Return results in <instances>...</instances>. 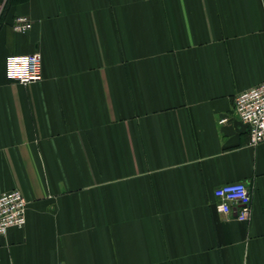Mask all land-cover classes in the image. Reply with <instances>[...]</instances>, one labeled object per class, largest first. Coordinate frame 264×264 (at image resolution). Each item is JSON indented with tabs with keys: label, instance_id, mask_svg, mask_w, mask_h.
Segmentation results:
<instances>
[{
	"label": "crops",
	"instance_id": "1",
	"mask_svg": "<svg viewBox=\"0 0 264 264\" xmlns=\"http://www.w3.org/2000/svg\"><path fill=\"white\" fill-rule=\"evenodd\" d=\"M3 1L0 194L28 203L0 264H264V141L235 114L264 81V0ZM31 53L43 78L8 80ZM235 182L246 221L218 208Z\"/></svg>",
	"mask_w": 264,
	"mask_h": 264
},
{
	"label": "built area",
	"instance_id": "2",
	"mask_svg": "<svg viewBox=\"0 0 264 264\" xmlns=\"http://www.w3.org/2000/svg\"><path fill=\"white\" fill-rule=\"evenodd\" d=\"M5 1L0 0V18ZM33 21L25 15H17L13 29L27 32ZM42 60L39 53L11 54L5 60V75L8 80L29 84L43 78ZM235 114L249 127L253 145L264 141V81L235 97ZM224 118L221 122H226ZM219 199L218 208L223 214L235 213L239 221L249 220L252 215L251 192L244 182L224 184L215 189ZM27 199L19 189L0 194V236L11 227H23L26 223Z\"/></svg>",
	"mask_w": 264,
	"mask_h": 264
},
{
	"label": "trees",
	"instance_id": "3",
	"mask_svg": "<svg viewBox=\"0 0 264 264\" xmlns=\"http://www.w3.org/2000/svg\"><path fill=\"white\" fill-rule=\"evenodd\" d=\"M10 1H11V0H8V1H7L6 6H5V10L10 6V4H11Z\"/></svg>",
	"mask_w": 264,
	"mask_h": 264
}]
</instances>
